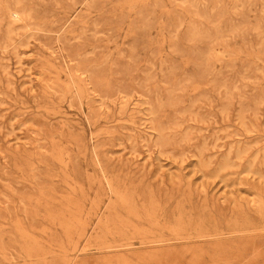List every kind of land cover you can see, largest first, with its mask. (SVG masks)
Here are the masks:
<instances>
[{"label": "rangeland", "instance_id": "obj_1", "mask_svg": "<svg viewBox=\"0 0 264 264\" xmlns=\"http://www.w3.org/2000/svg\"><path fill=\"white\" fill-rule=\"evenodd\" d=\"M0 264H264V0H0Z\"/></svg>", "mask_w": 264, "mask_h": 264}]
</instances>
